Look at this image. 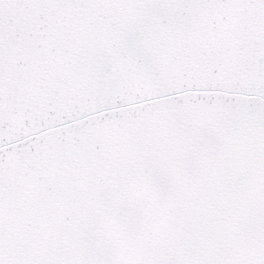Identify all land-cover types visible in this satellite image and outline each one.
Listing matches in <instances>:
<instances>
[{"label": "snow or ice", "instance_id": "obj_1", "mask_svg": "<svg viewBox=\"0 0 264 264\" xmlns=\"http://www.w3.org/2000/svg\"><path fill=\"white\" fill-rule=\"evenodd\" d=\"M0 264H264V0H0Z\"/></svg>", "mask_w": 264, "mask_h": 264}]
</instances>
